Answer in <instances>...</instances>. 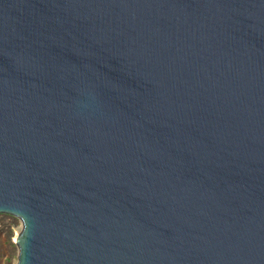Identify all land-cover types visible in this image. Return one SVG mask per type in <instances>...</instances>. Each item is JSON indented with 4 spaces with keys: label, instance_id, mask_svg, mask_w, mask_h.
I'll use <instances>...</instances> for the list:
<instances>
[{
    "label": "water",
    "instance_id": "water-1",
    "mask_svg": "<svg viewBox=\"0 0 264 264\" xmlns=\"http://www.w3.org/2000/svg\"><path fill=\"white\" fill-rule=\"evenodd\" d=\"M0 214L17 264H264V0H0Z\"/></svg>",
    "mask_w": 264,
    "mask_h": 264
},
{
    "label": "rangeland",
    "instance_id": "rangeland-1",
    "mask_svg": "<svg viewBox=\"0 0 264 264\" xmlns=\"http://www.w3.org/2000/svg\"><path fill=\"white\" fill-rule=\"evenodd\" d=\"M23 229L22 221L9 214H0V264H17L19 248L17 236Z\"/></svg>",
    "mask_w": 264,
    "mask_h": 264
}]
</instances>
